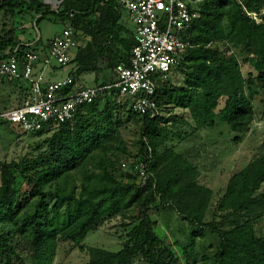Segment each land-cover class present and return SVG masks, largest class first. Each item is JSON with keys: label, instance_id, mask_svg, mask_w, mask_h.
I'll return each mask as SVG.
<instances>
[{"label": "trees", "instance_id": "obj_1", "mask_svg": "<svg viewBox=\"0 0 264 264\" xmlns=\"http://www.w3.org/2000/svg\"><path fill=\"white\" fill-rule=\"evenodd\" d=\"M23 4L22 0H2L0 10H15ZM65 4L59 14L77 30L84 28L88 37L72 60V73L77 80L83 73L105 68L115 71L119 64L128 63L134 33L121 22L117 0H67ZM42 6L40 3L39 8ZM51 12L47 6L39 22ZM258 17L259 23L255 21ZM189 37L192 45L176 67L184 68L185 84L159 86L158 79V106L190 109L197 128L213 127L217 118L238 133L233 140L240 142L241 134L255 120L256 111L253 97L245 90L239 59L235 52L228 51L242 48L257 71L255 79L250 73L248 83H264V0H209L202 5ZM222 40L228 41L227 50L216 45ZM18 42L12 36L2 38L0 54ZM105 78L100 85L115 81L110 76ZM120 97L119 89H105L73 120L61 123L46 138V148L36 157L0 163V226L18 227L16 233L0 227V264H26L23 251L29 254L31 264H53L60 238L81 245L101 220L136 208L140 210V221L124 247L117 252L92 247L88 264H133L136 257L146 264H179L176 253L163 246L148 213L157 197L194 225L191 245L195 238L204 237L208 226L218 233L214 258L219 264H264V191L257 195L264 183V151L231 176L218 204L220 210L228 211V216L237 218L236 224L228 229L214 227L204 221L211 191L198 185L190 163L174 154L173 165H165L169 169L173 166L186 177L184 193L179 196L171 187V171L164 175V169L156 168L168 156L153 159L163 141L161 122L169 119L160 113H137L130 98L128 116L143 120L142 157L137 162H145L150 178L145 188L117 180L111 167L115 151L124 149L119 125L120 111L126 104ZM44 133L47 132L42 130L31 135ZM262 146L264 149V141ZM168 191L173 202L167 201ZM189 195H193L192 201H184ZM31 199H36L34 211L23 219L21 214ZM189 246L185 247L186 254Z\"/></svg>", "mask_w": 264, "mask_h": 264}, {"label": "rangeland", "instance_id": "obj_2", "mask_svg": "<svg viewBox=\"0 0 264 264\" xmlns=\"http://www.w3.org/2000/svg\"><path fill=\"white\" fill-rule=\"evenodd\" d=\"M2 0H0L1 3ZM16 1V0H15ZM23 6L15 10L5 8L0 10V40L2 38L13 37L18 41L36 40L47 41L64 28L66 19L59 14L64 11L67 0H22ZM43 4L39 8V4ZM50 7L51 13L39 22L42 14ZM260 18H256L257 23ZM130 25V24H129ZM131 26V25H130ZM84 28L80 31L84 43L88 37ZM221 49L227 50L230 46L227 40L216 43ZM239 59L242 73L246 79L245 90L253 97L256 116L249 130L241 134V141L235 142L233 138L238 134L234 132L226 123L216 118L213 127L197 128L196 119L188 108H181L174 105L163 106L160 115L168 118L167 122H161L162 144L157 152L153 154V159H159L162 155H168L166 159L160 161L156 167L160 171L164 169V175L171 171V187L175 188L178 196L183 194L186 186V177L169 165H173L174 154H179L195 169V179L200 187L209 189L211 195L207 198L204 211V221L212 223L214 227L228 229L236 224L235 216H228V211L220 210L218 204L226 192L228 182L233 174L250 164L263 149L264 141V83L254 81L252 85L248 83L250 73L253 79L257 76V71L248 61V56L243 53L242 48H235L234 53ZM184 68L174 69L166 78L159 79V86L184 85ZM75 70L73 65L66 66L58 70L56 77L63 78L68 73ZM110 76L112 80L116 78V73L109 68L90 71L79 76L80 81L89 86L101 84ZM125 103L120 111L122 122L119 125L120 137L123 140V148L113 154V166L111 167L117 180L120 183L134 184L139 188H145L149 178L143 179L141 174L135 170L138 159L142 157L141 128L143 120L139 116H128L129 97H120ZM23 100V93L18 84H10L0 80V110L19 105ZM223 101V100H222ZM51 132L42 135L32 136L31 132H26L20 127L0 121V163L10 161H26V159L36 157L46 148L45 140L51 136ZM168 153V154H166ZM169 165L165 167V165ZM167 169V171H166ZM151 177L155 180L154 172ZM21 181V179H20ZM264 191V183L257 191V195ZM202 190L201 194L205 195ZM175 199V198H174ZM193 195L186 196L184 201H192ZM167 201L173 202L171 191H168ZM36 199H31L29 205L23 210L21 217L34 211ZM139 209H127L110 218L101 220L96 229L91 231L81 245L72 241L60 238L53 264H88L90 262L89 249L92 247L117 252L124 247L130 238V232L140 221L138 217ZM151 219L155 221V232L162 239L163 246L172 249L179 260V264H219L214 255L217 252L218 233L213 231L211 226L206 227L204 237H197L192 243L191 232L194 225L186 220L175 208L165 206L155 198L150 204L148 211ZM1 230L8 229L16 233L17 226L11 224L1 225ZM187 254L185 250L186 246ZM26 264H31V259L27 251L21 254ZM133 264H146L136 257Z\"/></svg>", "mask_w": 264, "mask_h": 264}, {"label": "built area", "instance_id": "obj_3", "mask_svg": "<svg viewBox=\"0 0 264 264\" xmlns=\"http://www.w3.org/2000/svg\"><path fill=\"white\" fill-rule=\"evenodd\" d=\"M117 1L121 22L133 31L135 43L128 63L116 67L115 81L87 86L71 72L63 78L55 77L59 69L73 65L81 44L80 31L67 21L47 41L40 37L20 40L14 48L0 54V80L17 83L23 93L19 105L0 110L1 122L26 132L52 133L110 88L129 97L137 113H160L155 99L157 81L176 69L191 47L189 32L202 5L209 0ZM135 170L144 180L150 176L145 162H137Z\"/></svg>", "mask_w": 264, "mask_h": 264}, {"label": "crops", "instance_id": "obj_4", "mask_svg": "<svg viewBox=\"0 0 264 264\" xmlns=\"http://www.w3.org/2000/svg\"><path fill=\"white\" fill-rule=\"evenodd\" d=\"M51 38V37H50ZM57 75V74H56ZM56 75H55V77H56ZM87 86H89V85H87Z\"/></svg>", "mask_w": 264, "mask_h": 264}]
</instances>
